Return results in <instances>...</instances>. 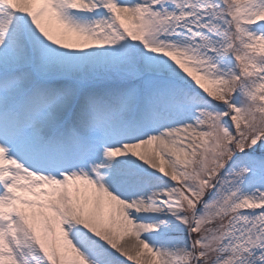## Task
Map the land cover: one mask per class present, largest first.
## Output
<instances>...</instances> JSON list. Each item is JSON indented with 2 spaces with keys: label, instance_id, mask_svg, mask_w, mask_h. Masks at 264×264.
<instances>
[{
  "label": "snow or ice",
  "instance_id": "6c2138e0",
  "mask_svg": "<svg viewBox=\"0 0 264 264\" xmlns=\"http://www.w3.org/2000/svg\"><path fill=\"white\" fill-rule=\"evenodd\" d=\"M0 264H264V0H0Z\"/></svg>",
  "mask_w": 264,
  "mask_h": 264
}]
</instances>
